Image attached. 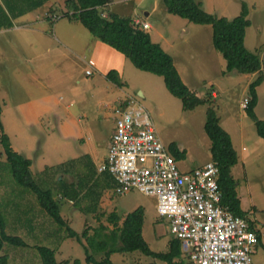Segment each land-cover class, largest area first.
<instances>
[{"label":"rangeland","instance_id":"rangeland-1","mask_svg":"<svg viewBox=\"0 0 264 264\" xmlns=\"http://www.w3.org/2000/svg\"><path fill=\"white\" fill-rule=\"evenodd\" d=\"M198 1H201L204 10L207 12L224 16L228 19L233 18L240 12L242 1L246 3L248 10L246 17L250 19L251 23L246 30L245 46L248 50L256 52L262 63V80L258 87L255 88L257 101L254 111L257 118L264 119V0ZM103 10V15L108 12H114L120 16L131 17L137 23H142L140 20H146L149 27L144 29L149 33L151 41L160 43L159 45L163 46L165 51L175 56L173 62L176 69H178V73H180V77L185 81L186 86L198 97L204 98L209 92L212 95L213 87L216 88L217 96L212 100L213 107L220 118V126L232 136L237 150V164L232 168V175L237 182L236 187L243 194L248 205L250 204L249 196H252V204L257 210L261 223L264 224L262 220L264 219V139L256 133L252 119L246 115L244 101L246 98L249 100L250 97L249 93L247 95L242 92L246 85H249L247 82H250V75L236 73L233 76L229 75V72H224V75H221L220 70H222L221 68L225 70V64H223V58L217 52L215 53L221 62L210 61V59L201 57L206 44H211L210 25L195 24L168 13L162 0H110L103 7ZM41 11L42 9H38L35 13H40ZM59 11L60 7H55V12L59 13ZM147 13L148 15H146ZM67 20L65 18L55 23L53 22V26L59 34H62L64 30L70 40L72 42L77 40L75 44L79 45L81 43L80 37H76L75 32L70 31L68 26H64L74 25L75 22ZM50 23L52 22L50 21L47 24L49 27H47L46 31L36 34L35 43L33 44L28 43L25 38L16 36L12 43L13 45H8L12 35H15V33H8V37L5 40V34L1 38L4 41V45L0 49L2 54L5 56L11 55L5 65V69L0 72V99L3 98L5 100V105H2L4 106V111L1 121L2 125L7 127L8 134L5 132L6 129H3V131L8 135L11 147L12 143L14 147H19L13 148L15 151L27 158L30 157L33 172L39 171V169H43L46 166H55L68 160L73 155L65 154L62 151L65 147L64 144L44 140L42 136H38L37 132H35L36 136L31 135L30 128H24L27 133V139L20 141L18 138L16 140L18 132L22 134L24 132L14 112L13 102L25 98L16 101V104H19L20 117L24 119L25 114L29 117L31 113L36 114L39 112L43 115L42 118H45L43 122L38 121L39 124H46V126L55 130L53 126L55 122L50 119L51 114L54 109H62L60 108L61 104L66 102L68 96H71L72 93L71 91L68 92L67 87L75 89V97L72 96L76 102L81 101L77 85L73 82H68V76L63 74L61 66L55 64L54 58L56 57L54 56L62 57V54L54 51L47 54L45 51L46 48L53 46L54 38L57 36ZM79 24L75 25L79 29L84 30L86 37H90L87 30ZM27 57L36 59L35 64H33V70H37V75L33 91L31 92L32 96L27 93L25 95V92L21 89L25 85L24 80L19 77L20 74H17V76L14 74L15 70L18 71L21 68H25L27 73L31 71L28 69L30 64L23 61ZM124 59L133 69L132 72L127 69L124 70L129 86L127 91L136 96L146 107L162 142L167 144L172 141L184 149L185 162L183 164L190 163V165L196 166L207 160L210 141L203 130L206 105H200L194 110H183L179 99L173 97L165 90L161 76L141 71L135 68L125 56ZM189 70H191L192 74L189 73ZM63 79L66 81L65 84ZM41 89L50 90L52 93L47 94V92H44L41 94L39 92ZM108 90L111 89L101 86L98 93H95V98L104 101L105 105L110 102V105L113 106V99L108 96L110 93ZM138 90L144 92V97L138 96ZM247 90L248 88L246 87L244 92ZM59 96L61 97L59 98ZM110 110L112 108L103 109V111ZM109 120L108 129L112 125V120L110 118ZM97 122L99 123L98 120ZM107 138L108 136H105L103 143L97 146L100 156L106 155L105 142ZM77 144L79 145V143ZM75 146L72 145L74 152ZM242 157H247L244 164L248 171V187L243 178ZM107 195L108 198L105 196L101 200L102 205H104L101 209L105 214L114 210L119 215L124 216L125 213L139 206L143 207L142 236L144 240L152 250L162 251L167 248V240L171 234L167 229L166 220L163 221V218L160 219L157 215L153 197L145 195L136 189L117 195L113 193L111 187ZM36 205L37 201L34 194L17 186L11 178L7 159L0 143V207L6 211V215H4L1 210L5 218L6 233L15 234L27 243L25 247L4 245L1 253L7 255L9 264H41L35 246L42 244L54 247L56 244L54 238L42 237V233L36 227L33 233H28L26 228L19 227V222H21L17 218L19 206H26L28 212L32 214V210L37 211L38 209ZM66 205L67 203H61V214L78 233L86 236L93 227L98 225L95 218L87 215L85 217L83 213L80 214L74 207ZM100 221L108 225L105 216L101 217ZM35 223L42 224L47 229L51 228V223L49 224L43 216H41L40 221H35ZM81 241L84 242V239H81ZM257 252V254L252 256L254 263L257 258L264 260V249L258 246ZM76 258L81 261V264H86L82 245L75 239H65L55 249V259L58 262L66 260L67 263L65 264H72L73 259ZM96 258H99V255H96ZM110 259L115 264H143L151 261H155L157 264H166L163 261L141 255L139 252L113 254Z\"/></svg>","mask_w":264,"mask_h":264},{"label":"trees","instance_id":"trees-1","mask_svg":"<svg viewBox=\"0 0 264 264\" xmlns=\"http://www.w3.org/2000/svg\"><path fill=\"white\" fill-rule=\"evenodd\" d=\"M109 2L110 0H0V30L13 25L12 18L17 16L15 14L26 10L37 11L47 6L49 11L46 20L49 22L60 18L78 21L94 38L122 53L135 68L161 76L165 88L173 97L179 99L183 110H194L200 105H206L203 130L210 141L208 150L211 161L218 171L220 203L233 214L245 218L250 228H254L253 223L247 219V213L240 209L236 181L231 175V167L237 162V154L230 135L219 124L211 93L200 98L191 91L182 81L172 56L163 50L159 43L151 41L149 33L141 23L114 12L103 15V7ZM162 3L168 13L184 18L188 22L210 25L211 44L225 61L224 72L257 74L248 85L250 98L245 112L252 119L256 133L264 139V119L257 118L254 111L257 101L255 88L262 80V63L259 55L248 50L244 43L245 30L250 25V20L246 17L248 13L246 3L241 2L240 12L231 19L207 12L198 0H162ZM55 7H60L59 13L54 14ZM106 78L120 85L115 70H110ZM0 143L11 178L17 186L32 192L37 201L38 209L37 211L31 209L32 214L28 212L26 206H19L17 216L21 221L19 227L26 228L28 233H33L37 228L42 233V237L54 238L56 242L54 247L42 244L35 246L41 264L67 263L66 260L56 261L55 249L59 243L68 238L75 239L82 245L86 264H115L110 259L111 255L126 252H139L166 264H184L180 249L182 241L173 234L169 237L165 250L155 251L149 247L142 236L143 207L139 206L125 213L124 216L114 210L105 214L99 208L101 191L115 186V180L108 171L99 172L100 174L95 177L93 168L87 165L81 168L70 161L68 164L61 163L55 167H45L41 172L32 173L30 159L11 147L9 137L3 131L1 119ZM168 151L176 160L182 159L185 155L184 149L180 150L173 142L169 144ZM62 168L72 174L73 182L65 183L64 179H56V172ZM98 187H101V191ZM63 200H72V204L85 217L87 215L95 218L98 225L86 236L78 233L61 214L60 206ZM1 210L6 215L5 209L0 207V264H9L7 255L1 253L4 245L25 247L27 243L15 234L6 233L5 218ZM41 216L49 224L51 223L50 229L35 223L41 220ZM103 216L108 225L100 221ZM81 239H84V242ZM96 255H99V258H96ZM72 264H81V261L76 258L73 259ZM146 264L157 263L151 261Z\"/></svg>","mask_w":264,"mask_h":264},{"label":"crops","instance_id":"crops-1","mask_svg":"<svg viewBox=\"0 0 264 264\" xmlns=\"http://www.w3.org/2000/svg\"><path fill=\"white\" fill-rule=\"evenodd\" d=\"M61 4V1H60ZM49 5V3H48ZM48 7L45 6L40 13H35L36 10H26L20 14H15L14 18H12V23L13 25L8 28H4L0 30V49L4 45V41L1 40L3 35L5 34L4 40L6 37H8V33H15V35H12L11 40L8 42V45H11L14 42V39L16 36H20L21 38H25L28 43L33 44L35 43L36 39V34H41L42 32L46 31L47 27H49L47 24L49 23L48 20H46V15H48ZM56 12H54L55 14ZM148 15V13L146 14ZM61 19L65 18H60L56 21H59ZM140 20V19H139ZM250 20V19H249ZM56 21H53L54 23ZM71 21V20H67ZM50 23L52 28H54L53 24ZM75 24H79L78 21H73ZM140 22H146V20H140ZM251 23V21H250ZM64 25L68 26L70 31L75 32L76 37H80L81 43L75 44L77 40H74L72 42L70 40V37L68 34L63 30L62 34H59L55 28H54V33L57 35L54 38V44L51 47L46 48V53L48 54L51 51L54 52H59L62 54V57H59L55 55L54 60L56 65L61 66V70L63 74L67 77L68 82H73L75 85H77V91L79 93V96L81 98V101L76 102L73 96L75 97V89L72 87H67L68 92L71 91V96H68V99L66 102L61 104L60 110L54 109V111L51 114V118L54 120L53 126L55 127V130L51 129L49 126L40 125L38 121H42L45 118H42V114L37 112L36 114H30L29 117L25 114V118L22 119L20 117L21 112L19 109V104H16V101H20L23 99H18L13 102V109L14 112L16 113L17 119L20 123L21 128L23 129V134L21 132H18L16 136V140L19 138L20 141H23L24 139H27V133L25 132L24 128H30L31 135H35V132H37L38 136H42L44 140H48L54 143L58 144H64L65 147L62 149V151L65 154L68 155H73L71 156L68 160L61 162L68 164V162H72L73 164L83 168L84 165H87L90 168L94 169V175L95 177L98 176L102 171L98 170L99 165H101L105 159L106 155L100 156L99 154V149L97 146L100 143H103L104 137L108 136L105 144H106V149L107 145L109 142V139L111 137V134L114 131V126H115V119H114V107H116L120 101L124 100L126 96H133L130 92L127 90L129 89L128 86V81L125 78L126 74L124 72L125 69L128 71L132 72V66L127 63V61L124 59V55L112 47L108 46L107 44L99 41L98 39L94 38L88 31V34L90 37H86L83 29H79L76 25ZM80 25V24H79ZM83 27V26H82ZM84 28V27H83ZM249 28V26L246 28V30ZM83 30V31H82ZM86 30V28H85ZM246 30H245V37H246ZM258 30V28H257ZM35 34V37H34ZM80 34V35H78ZM245 37H244V43H245ZM160 44V43H159ZM13 45V44H12ZM163 48V46H162ZM165 50V48H163ZM213 48L212 44H206L205 50L202 51L201 57L203 59H210L211 60H216L220 61L218 55L215 53L217 52ZM167 52V51H166ZM218 53V52H217ZM172 58L175 60V56L171 53H169ZM219 54V53H218ZM220 55V54H219ZM11 55L9 54L8 56H5L2 54V51L0 50V72L5 69V65L9 61V57ZM221 56V55H220ZM222 57V56H221ZM35 60L32 57H27L24 58V63L25 61L28 62L30 65L28 66V69L31 70L28 73L26 72L25 68H21L20 70H15L14 74L17 76V74L21 77L25 85L22 89V91L25 92L28 95L32 96V91H33V86L35 84L36 80V75H37V70H33V64H35ZM174 63V62H173ZM54 64V63H53ZM223 64H225V61L223 59ZM175 65V64H174ZM90 69L91 74H86L85 70ZM220 70L221 75H224V68H221ZM110 70H115L117 72V79L120 83V85H116L113 83L111 80L106 78V74ZM178 70V69H177ZM34 71V72H32ZM145 72V71H144ZM189 73L192 74L191 70H189ZM180 74V73H179ZM229 75H236V72H229ZM244 75H250L249 81L253 80L256 78L257 74L256 73H251V74H244ZM182 79V78H181ZM3 80V79H2ZM4 81V80H3ZM64 84L66 83L65 79H63ZM184 83L185 81L182 80ZM23 82V83H24ZM249 82V83H250ZM247 82V84H249ZM164 85V83H163ZM101 86H105L111 90L109 93V97H112L113 99V106L110 105V102L108 104H104V101L98 100L95 98V93L97 94L99 91V88ZM21 87V86H20ZM213 87V86H211ZM248 88V86L246 85ZM245 87V88H246ZM258 87V86H257ZM165 88V86H164ZM244 88V89H245ZM215 87H213L212 90V100L214 97L217 96V92L215 91ZM244 89L242 90L243 93H246L248 95V90L244 92ZM167 91V89L165 88ZM36 93V91H34ZM39 92L42 94L44 92H47V94H51L52 91L46 90V89H41ZM140 92V94H139ZM168 92V91H167ZM211 93V92H210ZM170 94V93H169ZM73 95V96H72ZM171 95V94H170ZM138 96L144 97V92L142 90H138ZM61 96H59L60 98ZM90 97V99H89ZM137 98V97H136ZM138 99V98H137ZM139 100V99H138ZM140 101V100H139ZM142 104V102L140 101ZM0 105H1V114H0V119L3 118V111H4V106L5 105V100L3 98L0 99ZM105 105V106H104ZM143 105V104H142ZM144 106V105H143ZM145 107V106H144ZM111 109L110 111H103V109ZM146 108V107H145ZM147 110V109H146ZM218 116V115H217ZM109 118L112 120V125H110L108 129V124L110 123ZM219 118V116H218ZM99 121V123L97 122ZM109 120V121H107ZM220 121V118H219ZM2 123V121H1ZM3 124V123H2ZM5 125H2L3 129L5 130L7 127ZM33 131V132H32ZM7 133V129L5 130ZM228 132V131H227ZM229 133V132H228ZM8 134V133H7ZM230 135V134H229ZM232 139V145L234 149L236 150L235 147V142L230 135ZM41 138V139H42ZM79 143V145L77 144ZM172 143V141H170ZM170 143H167V147L169 146ZM72 145L75 146V152L72 149ZM210 145V144H209ZM177 147L182 150V147L180 145H177ZM12 148H19L14 147L12 143ZM209 149V146H208ZM209 151V150H208ZM17 152V151H16ZM237 152V150H236ZM107 154V152H106ZM27 158V157H26ZM247 157H242V166H243V178L244 181L246 182V185L248 187V171L245 168V159ZM30 159V157L28 158ZM31 161V160H30ZM179 168L182 171H189L195 167L201 166L204 163L211 161L210 158V152L207 156V160L204 162L192 166L190 163H185V157H183L180 160H176ZM58 163L57 165L61 164ZM69 164V165H73ZM237 162L234 164L236 165ZM55 165V166H57ZM234 165L231 167V175H232V168ZM55 166H46V167H55ZM76 166V168H78ZM65 168V167H64ZM58 170L55 174L57 180H65V183L73 182L74 178L70 172V174L67 173V171L64 170ZM30 170L32 173H38L44 170L39 169V171L33 172L32 170V163L30 164ZM218 176V175H217ZM233 177V175H232ZM234 178V177H233ZM235 179V178H234ZM236 181V179H235ZM237 185V182H236ZM115 187V186H114ZM114 187L111 188L113 193L114 192ZM98 190L101 191V187H98ZM108 190L109 188H104L101 191V195L99 196V208L103 207L101 200L107 196L108 198ZM236 193L239 199V205L240 209L244 212L247 213V219L253 223L254 227L258 230V243L252 253L257 254V248L258 246L262 247L264 249V233L260 231L261 228L264 227V224L261 223L260 217L257 214L256 208L253 206V198L250 195L249 200L250 204L248 205L247 201L244 199L243 194L240 193L238 187H236ZM58 197L60 195L58 194ZM62 203H67L66 206L74 207L79 211L81 214V211L75 207L72 203V200H63ZM102 210V209H101ZM103 211V210H102ZM111 212V211H109ZM63 216V215H62ZM64 217V216H63ZM65 218V217H64ZM161 219V218H160ZM165 221V219H162ZM264 221V219H262ZM167 222V220L165 221ZM167 229H168V223H166ZM169 231V229H168ZM170 233V232H169ZM171 234V233H170ZM172 235V234H171ZM173 236V235H172ZM168 241V240H167ZM181 253H182V260L184 264L187 263H192L190 261L189 257L186 255L185 251L182 248V242H181ZM118 254V253H115ZM253 264H264V260L256 259L255 263L252 259ZM146 264V263H143Z\"/></svg>","mask_w":264,"mask_h":264},{"label":"built area","instance_id":"built-area-1","mask_svg":"<svg viewBox=\"0 0 264 264\" xmlns=\"http://www.w3.org/2000/svg\"><path fill=\"white\" fill-rule=\"evenodd\" d=\"M114 119L106 159L98 167L114 178V192L136 189L153 197L157 215L167 220L193 264H253L258 230L220 203L216 165L208 161L182 171L136 97L120 101Z\"/></svg>","mask_w":264,"mask_h":264},{"label":"water","instance_id":"water-1","mask_svg":"<svg viewBox=\"0 0 264 264\" xmlns=\"http://www.w3.org/2000/svg\"><path fill=\"white\" fill-rule=\"evenodd\" d=\"M139 94H140V92H139Z\"/></svg>","mask_w":264,"mask_h":264}]
</instances>
